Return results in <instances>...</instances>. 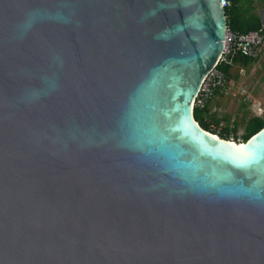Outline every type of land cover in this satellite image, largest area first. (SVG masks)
Listing matches in <instances>:
<instances>
[{
    "label": "water",
    "instance_id": "obj_1",
    "mask_svg": "<svg viewBox=\"0 0 264 264\" xmlns=\"http://www.w3.org/2000/svg\"><path fill=\"white\" fill-rule=\"evenodd\" d=\"M220 0H0V264H264V127L192 103Z\"/></svg>",
    "mask_w": 264,
    "mask_h": 264
},
{
    "label": "trees",
    "instance_id": "obj_2",
    "mask_svg": "<svg viewBox=\"0 0 264 264\" xmlns=\"http://www.w3.org/2000/svg\"><path fill=\"white\" fill-rule=\"evenodd\" d=\"M229 4L224 8V14L226 18L227 29L234 33H246L249 31H260L264 39V26L262 25L259 15L256 13L255 2L264 8V0H226ZM253 60L235 56L230 58L228 63H221L218 65L219 70L224 74L226 83L232 79L231 67L232 65H239L247 67ZM216 114L210 113L208 109L193 110V117L199 127L212 135L218 136L221 140L231 142L238 145L244 144L248 139L253 137L261 128L264 127V117H252L244 123V134L241 138H236V125L230 129L229 126H224L219 131V125L222 124L223 120L229 123L227 117L216 118ZM243 139V140H242ZM237 140H239L237 142Z\"/></svg>",
    "mask_w": 264,
    "mask_h": 264
},
{
    "label": "rangeland",
    "instance_id": "obj_3",
    "mask_svg": "<svg viewBox=\"0 0 264 264\" xmlns=\"http://www.w3.org/2000/svg\"><path fill=\"white\" fill-rule=\"evenodd\" d=\"M255 6L256 13L264 26V8L257 2H255ZM260 53L258 61L253 65L243 68L232 65L230 70L232 79L226 83L227 91L219 105L220 112H217L218 109H216L215 113L216 118L221 121L222 118L227 117L229 123L224 119L216 131L227 125L230 129L236 125L235 137L241 138L244 134V123L249 118L264 117V43ZM231 142H233L232 139Z\"/></svg>",
    "mask_w": 264,
    "mask_h": 264
},
{
    "label": "built area",
    "instance_id": "obj_4",
    "mask_svg": "<svg viewBox=\"0 0 264 264\" xmlns=\"http://www.w3.org/2000/svg\"><path fill=\"white\" fill-rule=\"evenodd\" d=\"M220 3L222 8L229 4L226 0H220ZM263 43L264 40L260 31L234 33L226 29L221 57L203 78L194 97L192 109L204 110L213 100L216 93H226V80L224 74L218 68L219 64L228 63L230 58L235 56L255 60L259 57Z\"/></svg>",
    "mask_w": 264,
    "mask_h": 264
},
{
    "label": "crops",
    "instance_id": "obj_5",
    "mask_svg": "<svg viewBox=\"0 0 264 264\" xmlns=\"http://www.w3.org/2000/svg\"><path fill=\"white\" fill-rule=\"evenodd\" d=\"M262 49V48H261ZM261 51V50H260ZM261 54V53H260ZM259 57L257 59H255V61L253 60V62L250 64V65H253L255 64L257 61H258ZM235 66H238V67H241L243 68L242 66H239V65H235ZM225 98V94H219V93H216L215 94V97L213 98V100L209 103V105L206 107V109L209 110L210 113H213L215 114L216 113V109H218L217 112H220L219 111V105L221 104V101H223L222 99ZM221 99V100H219ZM215 110V112H214ZM234 122V121H233Z\"/></svg>",
    "mask_w": 264,
    "mask_h": 264
},
{
    "label": "bare ground",
    "instance_id": "obj_6",
    "mask_svg": "<svg viewBox=\"0 0 264 264\" xmlns=\"http://www.w3.org/2000/svg\"><path fill=\"white\" fill-rule=\"evenodd\" d=\"M210 135H212V134H210ZM212 136H214V138L215 139H218V137L216 136V135H212ZM229 143H231V145L233 146V147H239V146H241L242 144H237V143H234V142H229Z\"/></svg>",
    "mask_w": 264,
    "mask_h": 264
},
{
    "label": "clouds",
    "instance_id": "obj_7",
    "mask_svg": "<svg viewBox=\"0 0 264 264\" xmlns=\"http://www.w3.org/2000/svg\"><path fill=\"white\" fill-rule=\"evenodd\" d=\"M264 40V39H263Z\"/></svg>",
    "mask_w": 264,
    "mask_h": 264
}]
</instances>
